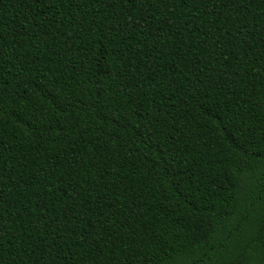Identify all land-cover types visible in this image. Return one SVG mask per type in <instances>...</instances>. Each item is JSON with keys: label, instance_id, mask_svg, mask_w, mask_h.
<instances>
[{"label": "trees", "instance_id": "obj_1", "mask_svg": "<svg viewBox=\"0 0 264 264\" xmlns=\"http://www.w3.org/2000/svg\"><path fill=\"white\" fill-rule=\"evenodd\" d=\"M0 264H264V0H0Z\"/></svg>", "mask_w": 264, "mask_h": 264}]
</instances>
